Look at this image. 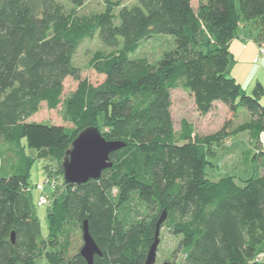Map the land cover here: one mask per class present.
<instances>
[{"label": "trees", "instance_id": "16d2710c", "mask_svg": "<svg viewBox=\"0 0 264 264\" xmlns=\"http://www.w3.org/2000/svg\"><path fill=\"white\" fill-rule=\"evenodd\" d=\"M64 1L70 11L57 0H0V264H86L82 242L65 261L71 230L82 241L84 223L101 253L93 264H144L163 212L160 230L178 238L175 264H264V172L215 182L206 173L215 146L243 132L257 141L264 129L262 86L246 96L226 74L239 26L264 35V0H204L197 10L192 0H136L132 7L101 0L104 12L91 15L77 12L85 0ZM153 35L173 37L174 49L154 64L131 58ZM93 37L102 47L88 61L104 76L98 86L80 80L73 64ZM66 78L79 84L62 100ZM176 89L200 116L219 102L229 119L210 135L195 134L185 119L175 132ZM42 103L49 110L62 104L72 127L28 123ZM239 108L249 119L232 127ZM87 128L123 147L98 179L66 184V152ZM27 150L49 162L47 180L56 183L46 195L44 185L38 191L48 198L46 245L26 190Z\"/></svg>", "mask_w": 264, "mask_h": 264}, {"label": "rangeland", "instance_id": "374dc122", "mask_svg": "<svg viewBox=\"0 0 264 264\" xmlns=\"http://www.w3.org/2000/svg\"><path fill=\"white\" fill-rule=\"evenodd\" d=\"M62 3L67 11H70L69 5L65 3L64 0H57ZM204 0H192V7L197 10ZM136 4V0H121L119 7H132ZM118 9V8H117ZM115 9L114 11H116ZM105 5L101 0H85L83 6L77 9L80 15H91L104 12ZM236 12L239 13L238 5L236 3ZM246 30H250L255 33L254 28L251 24H248ZM243 33V31H241ZM239 43L235 42L232 46V51L235 56L236 67L235 72H240L242 70V64H237V45ZM102 47L97 40V37L83 41L78 47L76 54L73 57V64L79 70L80 80H86L89 84L93 86H98L104 81V76L97 74L92 70L88 61L92 54L96 50H101ZM174 49L173 37L168 35H153L152 38L140 42L138 50L130 55L131 58H146L151 64L156 63L163 53L169 52ZM250 66V67H249ZM252 68V65H249ZM252 70V77H259L260 81L264 84V69H261V65H256ZM228 70V74H229ZM235 74V73H234ZM237 74V73H236ZM79 82L73 78H66L63 82V95L62 100L68 98L76 89ZM243 92L246 96H252L253 87H250V83L242 86ZM172 106L170 108L171 118L173 122V128L175 132L180 129L181 120L185 119L191 123L194 127L195 134L199 136H205L214 134L219 131L224 123L229 119V113L227 108L214 107L213 110L205 116H200L196 110L193 103V99L181 89H176L171 92ZM260 103L264 105V97L261 99ZM248 113L245 109L239 108L237 110V116L232 122V127L241 124L246 121ZM28 123H39L44 125H56L64 127H72V124L66 119L64 114V108L61 104L55 110L47 109L45 103L41 104L39 111L27 120ZM247 133H240L236 136L229 137L225 140L221 146V150L215 158L209 159L211 165L206 169L208 178L211 181H217L220 178L234 176L237 179H246L252 175H259L264 172V161L258 159H252L254 148L247 144L248 137ZM232 146L227 148V145ZM250 152L249 161L244 157L247 155L244 150ZM243 152V154H242ZM27 154L30 159H32V165L29 170V176L27 180V192L31 191V199L35 205V216L40 223V230L42 238H46L47 235V206L43 205L41 207L36 206L40 192L36 190V185H44L43 194L50 192V188L47 186V171L45 166L49 164L47 160H39L36 157V152L33 150H27ZM241 154L243 155L240 159ZM249 155V154H248ZM58 185V183H57ZM62 189V188H61ZM159 244L156 252V263L155 264H165L171 263L175 264L180 261V257L177 256L173 258V252L175 250L178 238L171 236L167 232V228L164 227L159 232ZM47 244V239L41 240ZM63 238L59 239L57 247L62 243ZM81 236L78 231L71 230L69 236V247L65 252V261L69 262L70 258L78 252L81 245ZM41 245H44L41 243ZM41 249H45V246H41Z\"/></svg>", "mask_w": 264, "mask_h": 264}, {"label": "water", "instance_id": "95a60500", "mask_svg": "<svg viewBox=\"0 0 264 264\" xmlns=\"http://www.w3.org/2000/svg\"><path fill=\"white\" fill-rule=\"evenodd\" d=\"M122 147L123 145L119 142L106 141L96 128L85 129L73 141L71 149L66 152V157L62 164L63 181L69 185H82L90 180L98 179L104 170L112 167L109 156ZM165 217L166 214L163 212L156 224L153 242L150 245L144 264L156 263V252L159 244L158 236L160 226L165 221ZM11 239L13 242V234ZM82 243L79 255L86 264H93L94 256H100L101 253L90 236L86 223L82 227Z\"/></svg>", "mask_w": 264, "mask_h": 264}, {"label": "crops", "instance_id": "0c3cea01", "mask_svg": "<svg viewBox=\"0 0 264 264\" xmlns=\"http://www.w3.org/2000/svg\"><path fill=\"white\" fill-rule=\"evenodd\" d=\"M246 27H247V25L241 24L238 28L237 38H235L229 44L228 49L230 52V61L228 63L227 69H226V74L228 77L234 79L240 85L241 88L244 85V83H246V84L250 83V87H253V89H254L256 84H260L262 86L263 91H264V84L260 81L259 77H252V70H251L258 64L261 65L262 70L264 69V55L258 54V46L261 44H264V35L259 34L258 28H254L255 33H252L250 30L249 31L246 30ZM241 31H243V33H241ZM235 42L239 43L236 47L238 50L237 51V53H238L237 64L238 65L242 64V67H243L242 70H239L240 72H235L236 70H234L236 67V64L234 62L235 56H234V52L232 51V46L234 45ZM249 65H252L253 67L249 68L250 67ZM228 70L230 72L229 74H228ZM263 97H264V95H263ZM261 99H260V101H261ZM220 106H222V108L226 109V107L219 102H216L214 104V107H216V108H219ZM248 119H249V115H247L246 121ZM243 133L248 134L247 135V137H248L247 144L250 147V149L252 146L254 148V153H253L252 159H254V160L258 159V160H261L263 162L264 161V129L259 134L257 141H255L251 138V135L249 132H243ZM231 146L232 145L228 143L227 148H229ZM213 150L215 152V155L217 156L218 152L221 150V147L215 146L213 148ZM243 152H245V154L247 155L244 158L247 161H249V158H250L249 149L244 150ZM243 152H242V154H243ZM242 154L240 156V159L243 158ZM233 178L237 181L245 180V179H237L234 176H233Z\"/></svg>", "mask_w": 264, "mask_h": 264}, {"label": "built area", "instance_id": "2783aa9c", "mask_svg": "<svg viewBox=\"0 0 264 264\" xmlns=\"http://www.w3.org/2000/svg\"><path fill=\"white\" fill-rule=\"evenodd\" d=\"M258 54L259 55H264V44H261L258 46ZM47 185H49L50 187H54L56 185L55 180H48L47 181ZM36 190L37 191H42L43 190V185L39 184L36 185ZM48 202V198L47 196L44 195H40L38 198V202H37V206H43L46 205Z\"/></svg>", "mask_w": 264, "mask_h": 264}]
</instances>
